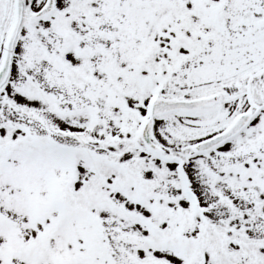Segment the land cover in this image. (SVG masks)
Listing matches in <instances>:
<instances>
[{"label": "snow or ice", "instance_id": "snow-or-ice-1", "mask_svg": "<svg viewBox=\"0 0 264 264\" xmlns=\"http://www.w3.org/2000/svg\"><path fill=\"white\" fill-rule=\"evenodd\" d=\"M0 264H264V0H0Z\"/></svg>", "mask_w": 264, "mask_h": 264}]
</instances>
